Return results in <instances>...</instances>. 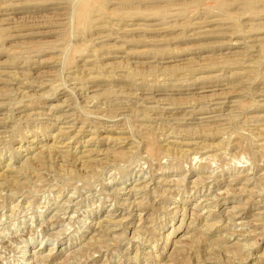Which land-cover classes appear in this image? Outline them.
Instances as JSON below:
<instances>
[{
  "label": "rangeland",
  "instance_id": "1",
  "mask_svg": "<svg viewBox=\"0 0 264 264\" xmlns=\"http://www.w3.org/2000/svg\"><path fill=\"white\" fill-rule=\"evenodd\" d=\"M0 264H264V0H0Z\"/></svg>",
  "mask_w": 264,
  "mask_h": 264
},
{
  "label": "bare ground",
  "instance_id": "2",
  "mask_svg": "<svg viewBox=\"0 0 264 264\" xmlns=\"http://www.w3.org/2000/svg\"><path fill=\"white\" fill-rule=\"evenodd\" d=\"M123 192V191H122Z\"/></svg>",
  "mask_w": 264,
  "mask_h": 264
}]
</instances>
